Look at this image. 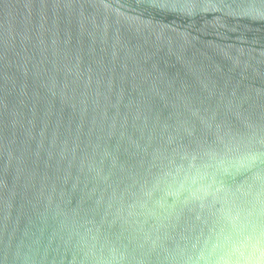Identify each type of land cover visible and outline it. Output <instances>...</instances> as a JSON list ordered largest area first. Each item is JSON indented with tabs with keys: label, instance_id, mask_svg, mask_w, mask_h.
<instances>
[{
	"label": "water",
	"instance_id": "water-1",
	"mask_svg": "<svg viewBox=\"0 0 264 264\" xmlns=\"http://www.w3.org/2000/svg\"><path fill=\"white\" fill-rule=\"evenodd\" d=\"M218 258L264 264V0H0V264Z\"/></svg>",
	"mask_w": 264,
	"mask_h": 264
},
{
	"label": "clouds",
	"instance_id": "clouds-1",
	"mask_svg": "<svg viewBox=\"0 0 264 264\" xmlns=\"http://www.w3.org/2000/svg\"><path fill=\"white\" fill-rule=\"evenodd\" d=\"M243 246V241H237L233 245V250L238 251ZM216 264H232V261L227 258H218Z\"/></svg>",
	"mask_w": 264,
	"mask_h": 264
}]
</instances>
